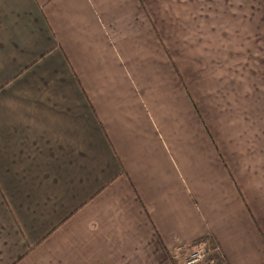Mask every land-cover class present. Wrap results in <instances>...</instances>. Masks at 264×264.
<instances>
[{
	"label": "crops",
	"instance_id": "1",
	"mask_svg": "<svg viewBox=\"0 0 264 264\" xmlns=\"http://www.w3.org/2000/svg\"><path fill=\"white\" fill-rule=\"evenodd\" d=\"M201 239L264 264V0H0V264Z\"/></svg>",
	"mask_w": 264,
	"mask_h": 264
},
{
	"label": "rangeland",
	"instance_id": "2",
	"mask_svg": "<svg viewBox=\"0 0 264 264\" xmlns=\"http://www.w3.org/2000/svg\"><path fill=\"white\" fill-rule=\"evenodd\" d=\"M178 250L177 253L178 254H181V258H180V263L183 264V261L186 262V263H191V264H200L199 260L203 257L205 258L206 260H208L210 263L212 261H214L215 257L214 256H210L208 254H199V249H196L195 246H192L190 245V247H187L183 249ZM181 252V253H179ZM185 259V260H184Z\"/></svg>",
	"mask_w": 264,
	"mask_h": 264
},
{
	"label": "built area",
	"instance_id": "3",
	"mask_svg": "<svg viewBox=\"0 0 264 264\" xmlns=\"http://www.w3.org/2000/svg\"><path fill=\"white\" fill-rule=\"evenodd\" d=\"M196 249H199V254L201 255V254H208V255H210V256H214L215 257V259H214V261H212L211 263L208 261V260H206L205 258H201L200 260H199V262H200V264H224V262H221L220 261V259H221V256H220V254H218V252H216V250H213V251H207V250H205L203 247H196ZM185 260V259H184ZM187 262V261H186ZM186 262H184L183 261V264H191V263H186ZM196 264H198V263H196Z\"/></svg>",
	"mask_w": 264,
	"mask_h": 264
},
{
	"label": "trees",
	"instance_id": "4",
	"mask_svg": "<svg viewBox=\"0 0 264 264\" xmlns=\"http://www.w3.org/2000/svg\"><path fill=\"white\" fill-rule=\"evenodd\" d=\"M209 242L201 239V240H198V241H194L193 244H191L192 246H195V247H203L205 250L207 251H213V250H217L216 248H214V245L212 243V240H208ZM177 256V255H176ZM175 256V257H176ZM221 262H223L222 258L220 259ZM172 264H180L179 260H172Z\"/></svg>",
	"mask_w": 264,
	"mask_h": 264
}]
</instances>
